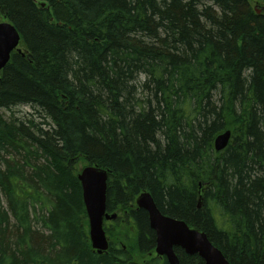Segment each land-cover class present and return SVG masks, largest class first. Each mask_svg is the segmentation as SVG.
Wrapping results in <instances>:
<instances>
[{
  "label": "trees",
  "instance_id": "obj_1",
  "mask_svg": "<svg viewBox=\"0 0 264 264\" xmlns=\"http://www.w3.org/2000/svg\"><path fill=\"white\" fill-rule=\"evenodd\" d=\"M263 5L0 0L21 34L0 70V264H169L144 191L231 264H264ZM89 165L108 172L117 214L102 253L79 179Z\"/></svg>",
  "mask_w": 264,
  "mask_h": 264
},
{
  "label": "water",
  "instance_id": "obj_2",
  "mask_svg": "<svg viewBox=\"0 0 264 264\" xmlns=\"http://www.w3.org/2000/svg\"><path fill=\"white\" fill-rule=\"evenodd\" d=\"M260 12V10H258ZM21 34L14 24L0 22V70L11 59L14 51H20ZM231 130L220 133L214 141L217 151L227 147L231 140ZM83 198L89 218V234L92 246L99 253L107 250L109 240L105 220L116 218L107 212L108 172L98 166H85L79 173ZM138 207L149 215L150 226L157 235L155 251L165 256L169 264H181L175 248L181 247L190 255L198 254L206 264H231L223 252L209 239L206 232L189 225L186 221L163 214L155 203L152 194L142 192L136 200Z\"/></svg>",
  "mask_w": 264,
  "mask_h": 264
},
{
  "label": "rangeland",
  "instance_id": "obj_3",
  "mask_svg": "<svg viewBox=\"0 0 264 264\" xmlns=\"http://www.w3.org/2000/svg\"><path fill=\"white\" fill-rule=\"evenodd\" d=\"M263 8H264V5L262 6ZM259 8V7H258ZM259 9H261V8H259ZM19 114V113H18Z\"/></svg>",
  "mask_w": 264,
  "mask_h": 264
},
{
  "label": "bare ground",
  "instance_id": "obj_4",
  "mask_svg": "<svg viewBox=\"0 0 264 264\" xmlns=\"http://www.w3.org/2000/svg\"><path fill=\"white\" fill-rule=\"evenodd\" d=\"M216 149V148H215Z\"/></svg>",
  "mask_w": 264,
  "mask_h": 264
}]
</instances>
